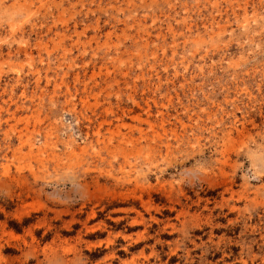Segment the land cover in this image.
I'll list each match as a JSON object with an SVG mask.
<instances>
[{"label":"rangeland","instance_id":"1","mask_svg":"<svg viewBox=\"0 0 264 264\" xmlns=\"http://www.w3.org/2000/svg\"><path fill=\"white\" fill-rule=\"evenodd\" d=\"M0 264H264V0H0Z\"/></svg>","mask_w":264,"mask_h":264},{"label":"bare ground","instance_id":"2","mask_svg":"<svg viewBox=\"0 0 264 264\" xmlns=\"http://www.w3.org/2000/svg\"><path fill=\"white\" fill-rule=\"evenodd\" d=\"M32 147V146H31Z\"/></svg>","mask_w":264,"mask_h":264}]
</instances>
